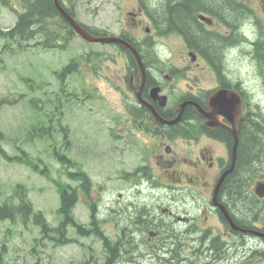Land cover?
Returning a JSON list of instances; mask_svg holds the SVG:
<instances>
[{
    "label": "rangeland",
    "instance_id": "374dc122",
    "mask_svg": "<svg viewBox=\"0 0 264 264\" xmlns=\"http://www.w3.org/2000/svg\"><path fill=\"white\" fill-rule=\"evenodd\" d=\"M143 2L148 7L157 5L153 3L154 0ZM68 4L74 6L76 18L86 26L115 35L127 33L139 40L146 37L144 19L142 27L139 25L135 28L133 16L127 14L130 10L137 13L132 8L139 5L138 0H67ZM12 5L16 9L20 8L19 2L13 1ZM15 21L16 17L0 4V30L12 27ZM46 28L63 36L68 32L67 27L57 18L48 20ZM34 43L33 40L30 45ZM4 44L7 42L0 39V149L12 159L7 160L0 153V205L10 201L17 203L14 188L20 186L34 210L44 214L49 227H55L59 222L55 216L59 202L57 184L79 185L77 179L74 176L67 177L65 169L53 159L52 151L58 150L68 158L65 168L69 172H85L94 185L90 195H81L74 208L76 222L87 227L90 217L89 200H99L98 220L101 222V230L112 240L116 239L122 227L132 228L136 220L133 207L126 209L119 205V194L124 199L122 204L133 202L136 211L144 205H155V198H160L158 204L171 205L178 212L187 210L191 215H199L202 205L191 203L193 208L186 206L192 198L188 197L187 200L183 195L177 194V200L173 201L171 191L166 195L161 190L157 194L143 190L139 195V191L135 193L129 184L122 181L120 173L131 172L140 161L137 139L119 125L127 117V92L122 85L126 76L125 52L108 45H88L78 37H73L67 48L61 51L29 47L26 52H22L15 42L3 50ZM82 55L90 56V60L84 65L97 67L99 72L85 75L86 72L82 70L80 76L83 75V80L69 77L61 89L56 74L62 72L71 60ZM79 60L80 63L84 61L83 58ZM88 67L84 66L85 69ZM118 79L121 85L119 83L116 87L114 82L118 84ZM81 87L86 93L92 94V97L86 99L87 95L81 93ZM69 94L77 98H69ZM39 125L42 128L49 125V131H53V134L41 139L31 137L30 133ZM61 128L67 131V142H64ZM23 153L31 163H39L38 167L46 165L49 178L19 163L17 158ZM153 170L157 173L156 166ZM250 203L251 209L255 205L260 210L258 216H250L247 210L249 207L242 200L237 207H232L242 214L241 218L257 217V220L264 222V201L252 203L250 199ZM154 216H157V211L152 212V217ZM211 218L212 227L217 228V219ZM164 222L167 223V220ZM219 236L222 240V236ZM67 238L76 242L57 247L49 239H45L40 229L31 221L22 224L19 219L0 220V264H83L90 260L91 255L96 263L103 262L102 243L96 236L78 237L73 229L68 228ZM138 239L135 234L126 247L127 250L135 248L132 255L134 258L138 254L146 255L145 246L139 245ZM236 241L241 240L227 237L225 241L222 240L227 245L221 260L223 263L254 264L253 262H261V258H264L258 253L251 255L254 248L264 250L263 244L247 238L238 247L229 248ZM161 242L162 238L154 244L160 246ZM183 255L190 258L188 247ZM209 255L204 254V259L209 260ZM135 262L156 264L158 260L145 257Z\"/></svg>",
    "mask_w": 264,
    "mask_h": 264
},
{
    "label": "flooded vegetation",
    "instance_id": "af4514ba",
    "mask_svg": "<svg viewBox=\"0 0 264 264\" xmlns=\"http://www.w3.org/2000/svg\"><path fill=\"white\" fill-rule=\"evenodd\" d=\"M185 1L160 0L148 8L137 5L132 8L137 13H127L133 16L135 28L142 27L143 19L146 24L144 39L129 34L125 37L139 54L144 80L141 83L135 58L132 54L126 55V76L122 85L127 92L128 111L119 125L140 145L137 146L140 161L128 173L135 184L149 186L152 190L156 185L152 183L154 175L165 191H176L200 206L205 203L201 206L203 215L192 216L187 210L178 212L183 216L180 231L183 245L192 246L193 252L197 250L193 245L211 234L200 226V223H208L210 215L219 225L213 227V232L220 233L223 241L225 237L238 238L240 244L247 238L258 240L255 234L229 229L218 210L209 205V200L213 187L230 167L234 156L233 133H236L234 169L224 178L218 200L227 208L236 204L232 188L238 185L243 202L264 201L254 195L256 184L264 183V0H227L230 5L227 12L193 5L188 10L194 28L186 27L177 15L170 17L176 21L164 25L161 15L172 5ZM166 3L170 9L163 7ZM84 64L83 67H88ZM76 67L78 81L83 80L81 69L85 75L98 71L93 66ZM118 80V84L114 82L116 87L121 85ZM218 92L227 97V102L224 98L214 99ZM184 103L187 105L181 108ZM152 110L166 121H172L180 110L182 112L178 122L162 124L154 119ZM204 114L210 115L212 125L207 124ZM250 137L258 139L259 153L257 168L248 174L250 171L242 170L240 146ZM155 166L157 173L153 170ZM253 172L256 173L253 175ZM243 173L246 175L242 176ZM162 212L172 215L174 209L167 206ZM234 221L242 228L264 230V222L260 220L253 221L250 227L242 221ZM212 223L210 221L211 226ZM187 237L193 240L187 241ZM221 243L219 261L227 248ZM204 254H212L208 256L212 260L215 253L205 247ZM197 260L188 263L181 248L178 264H211L201 257Z\"/></svg>",
    "mask_w": 264,
    "mask_h": 264
},
{
    "label": "trees",
    "instance_id": "16d2710c",
    "mask_svg": "<svg viewBox=\"0 0 264 264\" xmlns=\"http://www.w3.org/2000/svg\"><path fill=\"white\" fill-rule=\"evenodd\" d=\"M141 4L143 5V0H139ZM155 3H159V0H155ZM23 4L25 7V11L23 14L18 15V20L13 28L8 30L6 33H4L2 36H5L9 39L10 43L15 42L18 47L23 51L26 49V45L29 41L34 40L35 35L38 32L43 33L46 38L51 37V41H53L52 46L63 48L67 45L70 38L73 36V32L70 30L67 37H60L59 33H53L51 30H48L46 28V24L48 20L54 19V18H60L59 13L57 12V9L54 7L52 0H23ZM204 5L206 7L213 8L218 11L227 12L229 8V3L227 0H186L181 4H174L172 7L169 5V3H166V8L171 7V9L167 12H164L163 15H161L162 19H164V25H167L170 22L176 21L173 18H170L172 15H177L182 20V23L189 28H194V23L192 19L190 18V13L188 10L189 6L193 5ZM67 11L73 15L71 9H67ZM1 35V34H0ZM62 40L64 44L62 46L58 45L57 43ZM22 44V45H21ZM47 48L50 47L49 43L44 44ZM73 69V68H72ZM70 67H66L64 71L62 72V75H60L59 78H63L66 74L70 72ZM30 82V80H29ZM32 87V86H30ZM34 102V100H33ZM64 136V142L67 141V134L65 129H61ZM53 134V131H49V125H45L34 128L33 133H30L31 137L36 138H48L50 135ZM256 135V133H254ZM2 135H0V138ZM258 140V139H257ZM255 138L250 137L249 139L243 140L240 146L241 150V157L244 161V164H242V170L244 171H250L248 174L252 173V170H255L257 168V157L259 153V142ZM0 153H2V156L7 159L11 160L12 158H9L7 154H5L0 149ZM53 157L56 159V161L61 164L62 167L68 164V158L63 153H58L56 150L52 151ZM18 162L24 163L25 165L31 167L35 171H39L42 175L49 178L48 172L46 170V165L42 164L43 166H37L40 165L37 162L31 163L28 160V157L26 154H22L17 158ZM44 167V168H43ZM43 168V169H40ZM246 173V172H245ZM243 173L242 176H245L246 174ZM256 172H253V175ZM68 174V173H67ZM245 174V175H244ZM70 177L72 175H69ZM251 176V175H249ZM74 177L78 179V181L81 183L80 187H70L68 185H64L62 183H58L59 188V207L56 211L58 216V224L56 227H49L41 213H36L33 211L32 204L26 200V196L24 193L21 192L22 188L20 186H17L14 190V196L17 197L18 202L13 203V201H10L8 203H3L0 205V220H15L20 219L23 223H26L29 219L33 221L34 225H36L40 231L41 234L45 239H49L50 241L54 242L57 246L62 245L67 242V229L68 227L72 226L77 231L78 235H89V233H95V235L100 234L98 233L100 230L99 221L95 219V215L93 214L92 206H91V223L89 225L90 229L86 230V228H83L81 225L76 224L74 221V217L72 214V209L74 205L78 202L79 194L83 193L85 195H89V191L92 188V184L90 180L82 175V174H74ZM236 178V176H234ZM234 178V179H235ZM80 189V190H79ZM233 191V201L234 206L238 205V202L243 200L239 197L240 194V188L237 185V187L232 188ZM245 205L249 207L251 211L248 210V213H250V216H258L260 214V210L251 206L252 204L249 201L245 200ZM250 205V206H249ZM146 207V206H145ZM147 207L140 209L139 217L137 218V222L135 220L134 227L141 226L143 229L147 230L150 226L154 227H162L161 223L165 225V231L166 236L164 239H167V237L170 239L169 244L167 245L166 253L170 255V257L177 261L180 253L181 248L183 245V235L180 232V230L175 229L172 225H168V223L163 222L161 219H157L158 224H155L154 221L150 218H146L148 221H141L142 216L146 215ZM239 212V211H238ZM246 212V210H245ZM252 212V213H251ZM253 218V217H252ZM257 219V217H255ZM127 231L126 228H122V232L125 235V232ZM180 232V233H179ZM210 243H207L206 246H209L215 253H219L221 250L220 245H218L214 239L209 240ZM202 242V240H201ZM198 245L203 246L202 252L204 253V246L205 244L199 243ZM127 245L124 247V252L127 253V255H133L135 253V250H132L133 248H130L129 251L127 250ZM106 254L108 253L107 261L104 264H110L111 259H113L116 256V248L113 245H110L107 241L104 245ZM156 249L152 248L151 252L155 253ZM159 252V251H158ZM200 252V251H198ZM217 255V254H216ZM118 256V255H117ZM116 256V257H117ZM115 257V258H116Z\"/></svg>",
    "mask_w": 264,
    "mask_h": 264
},
{
    "label": "water",
    "instance_id": "95a60500",
    "mask_svg": "<svg viewBox=\"0 0 264 264\" xmlns=\"http://www.w3.org/2000/svg\"><path fill=\"white\" fill-rule=\"evenodd\" d=\"M56 9L58 10V12L60 13V15L63 17V19L68 23V25L73 29V31L83 40L87 41V42H91V43H108V44H118L121 45L123 47H125L131 54L134 55L135 60L137 61V64L139 66V71H140V76H141V83H143L144 80V70L143 67L141 65V62L139 60L138 57V53L136 52V50L125 40L118 38V37H112V36H104V37H96L93 36L92 34L88 33L82 26H80L57 2V0H53ZM153 92H156V90H154ZM219 98H224L227 102V97L222 95V93H218V95H216L214 97V99H219ZM212 104V103H211ZM184 105V104H183ZM185 106V105H184ZM153 112V111H152ZM182 111H180L181 114ZM230 112V108L229 105H227V113ZM180 114L178 115V117L174 120V121H163L161 119H159L157 117V115L153 112L154 118L156 119L157 122L160 123H167V124H173L179 121L180 119ZM206 117L210 120V115H206ZM210 124V123H209ZM234 137H235V144H234V156L231 162V166L230 168L221 176L220 180L218 181L217 185L214 188L213 191V198H212V204L214 207H218L220 212L222 213V215L224 216V218L226 219L227 223L230 225V227L234 230H239V228H237L234 223L232 222L230 215L228 213V211L226 210V208L224 206H222L221 204L218 203V192L220 189V186L224 180V178L227 176V174L231 173L233 171L234 168V164H235V149H236V145H237V139H236V133H233ZM256 193L259 197L263 196L264 193V185H259L256 189ZM242 231V230H240ZM256 235H258L259 237H261L262 239H264V233H258V232H253Z\"/></svg>",
    "mask_w": 264,
    "mask_h": 264
}]
</instances>
